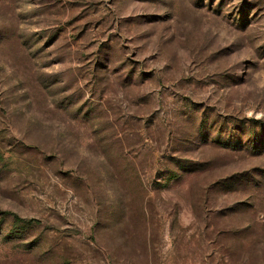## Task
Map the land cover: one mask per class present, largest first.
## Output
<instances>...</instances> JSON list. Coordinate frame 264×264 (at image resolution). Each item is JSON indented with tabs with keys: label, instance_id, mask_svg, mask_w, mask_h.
I'll return each instance as SVG.
<instances>
[{
	"label": "rangeland",
	"instance_id": "1",
	"mask_svg": "<svg viewBox=\"0 0 264 264\" xmlns=\"http://www.w3.org/2000/svg\"><path fill=\"white\" fill-rule=\"evenodd\" d=\"M0 264H264V0H0Z\"/></svg>",
	"mask_w": 264,
	"mask_h": 264
},
{
	"label": "trees",
	"instance_id": "2",
	"mask_svg": "<svg viewBox=\"0 0 264 264\" xmlns=\"http://www.w3.org/2000/svg\"><path fill=\"white\" fill-rule=\"evenodd\" d=\"M16 220H19L18 218H16ZM36 224V221L35 220H30V221H28V224H30V225H32V224Z\"/></svg>",
	"mask_w": 264,
	"mask_h": 264
}]
</instances>
